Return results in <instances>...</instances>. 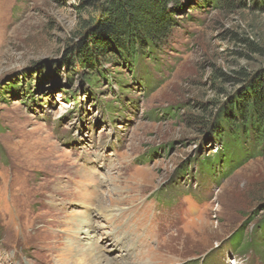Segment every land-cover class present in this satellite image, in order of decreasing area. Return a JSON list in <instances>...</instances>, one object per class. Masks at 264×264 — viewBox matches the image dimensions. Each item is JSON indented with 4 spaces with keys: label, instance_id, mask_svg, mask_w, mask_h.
<instances>
[{
    "label": "rangeland",
    "instance_id": "1",
    "mask_svg": "<svg viewBox=\"0 0 264 264\" xmlns=\"http://www.w3.org/2000/svg\"><path fill=\"white\" fill-rule=\"evenodd\" d=\"M101 1L0 0V264L83 252L74 214L113 264H264V139L211 126L237 74L264 71L261 1L181 0L135 60L94 21ZM93 197L116 218L79 207Z\"/></svg>",
    "mask_w": 264,
    "mask_h": 264
},
{
    "label": "trees",
    "instance_id": "2",
    "mask_svg": "<svg viewBox=\"0 0 264 264\" xmlns=\"http://www.w3.org/2000/svg\"><path fill=\"white\" fill-rule=\"evenodd\" d=\"M181 0H102L94 4L97 10L95 22L119 42L118 49L130 58L138 59L146 55V49H159L166 44L176 21L173 11ZM225 7H233L235 0H220ZM258 7L264 9V0ZM92 20L82 21L79 31L90 27ZM92 44L99 55L103 56L104 43L94 41ZM148 54V53H147ZM83 64V61H81ZM238 82L243 88L230 96L217 114L211 125L217 139L230 138L234 142L246 138L260 143L264 139V71L237 74ZM203 124V123H202ZM256 141V142H255ZM264 148V143L261 149ZM264 152V149H263ZM264 155V153H263ZM264 157V156H263ZM249 243H245L248 245Z\"/></svg>",
    "mask_w": 264,
    "mask_h": 264
},
{
    "label": "bare ground",
    "instance_id": "3",
    "mask_svg": "<svg viewBox=\"0 0 264 264\" xmlns=\"http://www.w3.org/2000/svg\"><path fill=\"white\" fill-rule=\"evenodd\" d=\"M85 182L86 181H82L80 183V185H82V186H80L77 183L75 185H78L80 190H82L83 186H89ZM89 187H91L93 189V186H89ZM94 189H95V191H93V192H95L96 194H99V195L101 194V192L98 190V186L97 187L95 186ZM92 199H93L92 201H91V199L88 201H81L79 203V207L83 210H89V209L92 210L93 208H91V207L95 203H97L98 208H96L94 210V212H98V214H100L103 211H110L112 209L108 214L110 217H112L114 219L116 218V216H117L116 213H117V211H120V207H118L119 209H113V208H110L109 205H106V202L101 201L100 199H98V201H95V199H97V197H93ZM58 206H60V205H58ZM75 215L77 216L78 214H74V218H72V219L70 218L69 223H71V226L74 227L73 229H76V232H79L80 233L79 235H81L79 237L82 240V242H81L82 248L81 249H83V252L78 250V246L76 245L77 244L76 241H74V243L68 244V245L73 244L72 251H76L79 253H73V255L70 254L69 261L64 260V262L62 261L63 263H61V264H68V262H70L69 264H113L109 260L108 255L105 253V249L100 246L101 245L100 239L99 240L94 239V237H95L94 234L96 233L95 230H96V228H99V224H97L96 221L94 222L93 217L90 215H86L83 218H80L79 220L75 219L76 218ZM111 243L113 244V242H111ZM116 243L118 244V241H116ZM116 247H118V246H116ZM80 253H82V254H80ZM127 255H129L128 251H126V256ZM144 264H146V263H144Z\"/></svg>",
    "mask_w": 264,
    "mask_h": 264
}]
</instances>
